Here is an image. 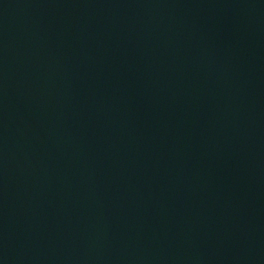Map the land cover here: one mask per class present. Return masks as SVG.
I'll return each instance as SVG.
<instances>
[{
  "label": "water",
  "instance_id": "95a60500",
  "mask_svg": "<svg viewBox=\"0 0 264 264\" xmlns=\"http://www.w3.org/2000/svg\"><path fill=\"white\" fill-rule=\"evenodd\" d=\"M0 264H264V0H0Z\"/></svg>",
  "mask_w": 264,
  "mask_h": 264
}]
</instances>
